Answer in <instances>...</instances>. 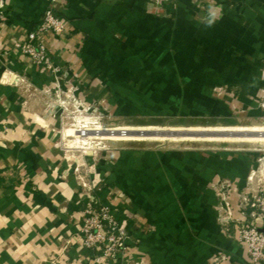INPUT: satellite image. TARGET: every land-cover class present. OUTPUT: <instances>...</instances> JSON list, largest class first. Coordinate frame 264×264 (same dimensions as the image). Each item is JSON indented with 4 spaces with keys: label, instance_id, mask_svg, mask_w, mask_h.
<instances>
[{
    "label": "crops",
    "instance_id": "crops-1",
    "mask_svg": "<svg viewBox=\"0 0 264 264\" xmlns=\"http://www.w3.org/2000/svg\"><path fill=\"white\" fill-rule=\"evenodd\" d=\"M157 2L56 0L72 31L65 42L53 34L42 40L62 54L61 68L80 80L83 98L109 102L118 114H262L264 0H230L211 26L197 0ZM51 4L0 0V264H111L83 240L92 198L128 221L129 252L117 264H207L221 256L215 264H254L236 220L224 221L220 190L234 180L235 219L264 230V216H250L255 208L245 205L255 167L249 154L121 145L105 151L101 186L81 180L45 114L43 88L53 76L17 48Z\"/></svg>",
    "mask_w": 264,
    "mask_h": 264
},
{
    "label": "rangeland",
    "instance_id": "rangeland-1",
    "mask_svg": "<svg viewBox=\"0 0 264 264\" xmlns=\"http://www.w3.org/2000/svg\"><path fill=\"white\" fill-rule=\"evenodd\" d=\"M158 5L165 2L175 3L177 0H156ZM201 5L200 14H209V9H215L218 11L220 8L222 13L226 14L227 9H229L230 0H197ZM160 7V6H159ZM161 8V7H160ZM219 14V13H218ZM42 74H50L51 78L54 76L53 71L42 70ZM68 77H71L65 70L61 71L58 78H52L54 84L53 86H45L43 88V93L47 98V104L45 106L46 116L54 117V121L58 124L59 137L58 141L67 146L69 152V157L74 164V170L81 177V180L87 179L91 183L101 186L99 184L100 179L97 172L100 169V163L103 160V156L106 150H111L113 148H119L121 145H126L127 148H134L138 150H159L162 152L167 151H189L192 150H206L205 152H212L218 154H229L239 152L243 156L249 154V157L254 161L255 167L253 168L251 175L247 178V190L251 197V203L256 202L259 204L264 199V141H249V140H142L135 141H121V140H97L94 139L89 145L84 147L75 146L76 140L75 136L66 137L64 135V130L67 127L76 126L78 124V117L83 115H92L98 118L104 127H115L121 126H149L156 125L160 127H194V126H217V125H245V126H264V90L259 96L258 106L262 109V114L259 116H223L222 118H214L211 116L205 117H180V116H150L144 114L140 111L129 112L128 114H118L116 110L113 109V104L102 103L99 100H86L83 98L81 93V82L80 80L72 81ZM48 78V77H47ZM227 91V88L223 89ZM48 118V117H47ZM70 125V126H69ZM164 143V144H163ZM80 145V144H77ZM98 148V149H97ZM105 148V149H102ZM234 184V180L226 179L221 183L220 190L223 194L222 202L229 207L231 206L229 201V193ZM260 202H258V199ZM257 199V200H256ZM251 206V205H249ZM89 207H108L114 220H118L117 216L114 214L113 206L108 203H104L96 198H92V204ZM228 207L227 213H229V219L224 220L225 223L229 221L236 220L237 234L241 243L240 229H242V223L249 222L256 224L255 222H250L247 219H235L234 213ZM255 208V207H254ZM257 211L262 213L260 207ZM222 210V209H221ZM260 216V215H257ZM116 221V222H117ZM122 223V221H119ZM128 223V221H127ZM257 225V224H256ZM258 226V225H257ZM128 235L126 232L124 237L119 239L120 234L116 233V241H113L109 246H104L103 250L97 252V255L103 258L105 261L111 264H117L119 260L123 258L124 255H128ZM122 243V244H121ZM254 264H264V261H259V263L252 262Z\"/></svg>",
    "mask_w": 264,
    "mask_h": 264
},
{
    "label": "built area",
    "instance_id": "built-area-1",
    "mask_svg": "<svg viewBox=\"0 0 264 264\" xmlns=\"http://www.w3.org/2000/svg\"><path fill=\"white\" fill-rule=\"evenodd\" d=\"M46 8L43 13L41 22L34 29L29 30L20 43H18V51L25 54L29 60L42 70L53 71L54 78H58L61 74L62 54L53 52L49 46L42 40L43 37L53 34L65 42L66 37L72 31V26L61 14L57 13L54 8V2ZM67 71V70H66ZM68 72V71H67ZM257 198L256 196H254ZM258 202H260V199ZM256 199V200H257ZM245 205L255 207V210L250 212V216H264V199L257 204L251 203V198L245 197ZM260 207L262 213H258L256 207ZM114 220L108 207H88L85 211L84 223L82 226L83 240L85 245L97 252L104 251V246H109L113 241H116V233L120 234L119 239L126 235L127 220ZM241 240L249 249V254L252 262L259 263L264 261V230L253 223H242L240 229ZM122 244V243H121ZM98 254V253H97ZM222 258L225 256H221ZM221 257H214L207 264L217 263Z\"/></svg>",
    "mask_w": 264,
    "mask_h": 264
},
{
    "label": "bare ground",
    "instance_id": "bare-ground-1",
    "mask_svg": "<svg viewBox=\"0 0 264 264\" xmlns=\"http://www.w3.org/2000/svg\"><path fill=\"white\" fill-rule=\"evenodd\" d=\"M76 126L67 127L64 130L66 137L75 136V146L84 147L97 140H249L264 141V126L245 125H217V126H194V127H160L149 126H115L104 127L97 117L81 114ZM70 126V125H69ZM80 144V145H77ZM164 144V143H163ZM98 149V148H97ZM103 149V148H102Z\"/></svg>",
    "mask_w": 264,
    "mask_h": 264
},
{
    "label": "clouds",
    "instance_id": "clouds-1",
    "mask_svg": "<svg viewBox=\"0 0 264 264\" xmlns=\"http://www.w3.org/2000/svg\"><path fill=\"white\" fill-rule=\"evenodd\" d=\"M208 16H209V18H208V20H207V24H208L209 26H211V25L214 23V21H215V19L217 18V16H218V11L215 10V9H209V14H208Z\"/></svg>",
    "mask_w": 264,
    "mask_h": 264
}]
</instances>
